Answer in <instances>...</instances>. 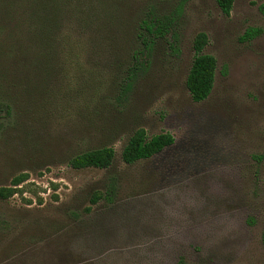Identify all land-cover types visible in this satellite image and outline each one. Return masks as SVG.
<instances>
[{
    "label": "rangeland",
    "instance_id": "1",
    "mask_svg": "<svg viewBox=\"0 0 264 264\" xmlns=\"http://www.w3.org/2000/svg\"><path fill=\"white\" fill-rule=\"evenodd\" d=\"M263 3L235 0L227 17L215 0H111L97 10L98 28L116 50L61 57L44 79L32 74L33 86L11 89L0 188L29 177L0 198V264H264ZM152 11L177 12L179 56L159 42L120 99ZM200 32L218 65L211 95L197 103L186 80ZM138 128L170 133L175 144L125 165L122 150ZM105 146L116 151L110 169L68 165ZM112 179L115 202L91 204Z\"/></svg>",
    "mask_w": 264,
    "mask_h": 264
},
{
    "label": "trees",
    "instance_id": "2",
    "mask_svg": "<svg viewBox=\"0 0 264 264\" xmlns=\"http://www.w3.org/2000/svg\"><path fill=\"white\" fill-rule=\"evenodd\" d=\"M110 1L0 0V118L2 114L12 116V99L8 92L21 85L33 86L35 80L32 74L44 79L58 69L61 57L73 62L80 53H88L90 50L97 54L105 50H116V40L105 36L104 30L99 32L98 28L105 17L97 10L109 7L107 3ZM215 1L221 12L230 16L235 0ZM260 11L264 14V3ZM178 25L177 12L159 15L152 11L144 16L140 22L141 48L132 55L120 99L136 81L134 78L138 75V67L145 66L143 62L151 58L159 42L165 43L172 56H179ZM256 35L257 31L251 30L245 34L244 39L250 41ZM208 44L209 38L203 32L195 36L192 44L195 55L186 87L192 100L197 103L207 100L215 85L218 64L214 56L204 53ZM174 144L175 138L170 133L149 137L144 128H138L123 148L121 159L128 166L151 161ZM115 158V149L105 146L72 157L68 165L76 170H107L114 165ZM28 177V174H21L13 178L10 187L0 188V198L6 200L12 197L17 187L26 182ZM116 197L117 179H112L105 193L95 192L92 195L91 204L101 200L113 204ZM248 223L253 225L254 221L249 219ZM179 264L186 263L181 260Z\"/></svg>",
    "mask_w": 264,
    "mask_h": 264
}]
</instances>
